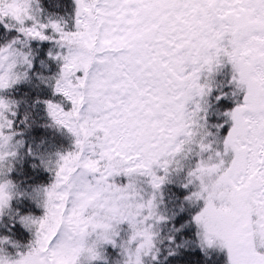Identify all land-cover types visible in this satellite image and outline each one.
Returning a JSON list of instances; mask_svg holds the SVG:
<instances>
[{"label": "snow or ice", "instance_id": "1", "mask_svg": "<svg viewBox=\"0 0 264 264\" xmlns=\"http://www.w3.org/2000/svg\"><path fill=\"white\" fill-rule=\"evenodd\" d=\"M0 264H264V0H0Z\"/></svg>", "mask_w": 264, "mask_h": 264}]
</instances>
